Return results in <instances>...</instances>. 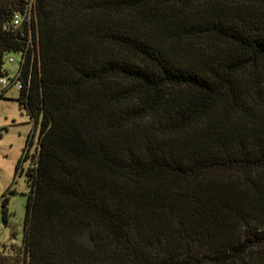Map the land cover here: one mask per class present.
<instances>
[{"label": "trees", "instance_id": "trees-1", "mask_svg": "<svg viewBox=\"0 0 264 264\" xmlns=\"http://www.w3.org/2000/svg\"><path fill=\"white\" fill-rule=\"evenodd\" d=\"M7 52L38 135L0 264H264V0H0Z\"/></svg>", "mask_w": 264, "mask_h": 264}, {"label": "rangeland", "instance_id": "rangeland-1", "mask_svg": "<svg viewBox=\"0 0 264 264\" xmlns=\"http://www.w3.org/2000/svg\"><path fill=\"white\" fill-rule=\"evenodd\" d=\"M20 58L19 52L5 53V77L15 78ZM17 94L18 88L13 85H7L3 89L0 87V247L11 242H21L26 200L24 171L30 163V157L21 160L22 170L15 175L14 167L22 155L26 138L31 137L32 142L28 148L29 156L37 144L38 129L33 128L26 112L18 106ZM8 189L13 192L8 193ZM2 195L7 197L5 206L8 215L5 222L1 216Z\"/></svg>", "mask_w": 264, "mask_h": 264}, {"label": "built area", "instance_id": "built-area-1", "mask_svg": "<svg viewBox=\"0 0 264 264\" xmlns=\"http://www.w3.org/2000/svg\"><path fill=\"white\" fill-rule=\"evenodd\" d=\"M29 1H31V0H29ZM18 20H19L18 14H15L14 19H13V22L15 25L18 24V22H19ZM10 60H13V59H10ZM20 60H21V58H20ZM7 85H13L18 89L21 88V83L18 80H16V78L10 79V78H7L5 76H0V87H2V89H3ZM26 189H27V187H26Z\"/></svg>", "mask_w": 264, "mask_h": 264}]
</instances>
